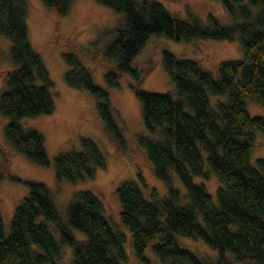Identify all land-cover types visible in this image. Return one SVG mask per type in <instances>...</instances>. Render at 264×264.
Listing matches in <instances>:
<instances>
[{
    "label": "trees",
    "instance_id": "trees-1",
    "mask_svg": "<svg viewBox=\"0 0 264 264\" xmlns=\"http://www.w3.org/2000/svg\"><path fill=\"white\" fill-rule=\"evenodd\" d=\"M95 1L124 15L118 25L98 37L96 42L113 35L102 50L90 54L79 48L85 57L105 64L109 86L118 85L127 72L138 77L132 62L151 34L176 41L193 37L239 40L244 50L243 58L221 61L217 76L194 59L164 50L163 66L177 97L132 84L143 105L146 127L138 141L154 174L167 188L166 195L153 199L132 179L122 180L116 188L120 220L132 233L137 257L146 260V247L157 238L152 249L166 264H264V158H257L255 165L249 159L255 131L264 133V117L252 115L245 100L251 98L264 106V0H217L236 19L231 24H222L211 13L208 22L195 15L186 19L171 13L158 0ZM71 2L43 0L59 18L68 12ZM27 15V0H0V33L11 41L8 57L12 61L11 67L0 68V79L6 85L0 96V113L9 118L5 141L28 160L47 166L51 159L44 135L21 123L24 117L50 114L55 109L54 81L30 42ZM65 58L69 64L65 81L95 96L104 127L118 149H125L126 139L114 119L107 89L93 80L77 53L66 52ZM219 94H227L228 100L212 107L209 96ZM203 151L221 183L216 200L204 183L194 179L209 176ZM53 163L57 180L77 183L92 179L96 168L106 167L107 160L94 140L82 137L81 148L58 152ZM173 173L181 179L185 192L174 186ZM5 177L24 182L28 194L16 206L8 232L0 211V264H66L61 260L64 245L73 251L68 264L126 263L125 234L108 217L96 193L76 191L63 218L53 191L44 182L22 180L9 166L0 170V180ZM50 222L58 229L59 240ZM74 229L86 238L77 239ZM176 235L203 238L218 256H199L179 245Z\"/></svg>",
    "mask_w": 264,
    "mask_h": 264
},
{
    "label": "rangeland",
    "instance_id": "rangeland-1",
    "mask_svg": "<svg viewBox=\"0 0 264 264\" xmlns=\"http://www.w3.org/2000/svg\"><path fill=\"white\" fill-rule=\"evenodd\" d=\"M158 1L171 13L186 19L195 15L202 21L208 22V16L211 13L222 24H231L236 21L217 0ZM27 4L29 39L33 48L40 52L54 81L51 92L55 109L50 114L24 117L21 123L24 127L35 128L44 135L45 147L51 163L46 166L32 162L6 142L4 129L9 118L0 113V170L9 166L10 172L22 180L44 182L53 191L56 207L63 218H66V206L76 191L83 189L93 191L104 202L108 217L117 222L118 228L125 234L124 248L127 254L125 264H166L152 249L157 238L149 241L144 253L146 260L139 259L133 248L132 233L120 220L121 205L116 195V188L122 180L137 181L144 195L149 199L167 194L165 183L154 174L146 150L138 141L139 134L146 133V127L143 105L132 84L149 91L169 92L177 97L172 78L163 66L164 50H169L180 57L194 59L213 76H217L221 61L244 57L240 41L199 37L176 41L163 34H151L132 62L138 77L127 72L118 85L109 86L105 80V64L91 57H85L79 48L90 54L102 50L105 42L111 40L113 35L107 34L106 41H104L105 38H100V41L96 42L98 37H101L100 34L105 30L109 31L118 25L123 20V13L95 0H72L68 12L59 18L53 9L43 4V0H27ZM53 37L55 39L49 43ZM10 46L9 38L0 33V68L12 66V61L8 57ZM69 51L77 53L91 71L93 80L107 89L114 119L122 128L126 139L125 149H118L104 127L97 110L95 96L86 89L72 87L65 81L64 74L69 68L65 53ZM5 86V80L0 79V96ZM209 98L211 106L216 107L219 101H227L228 95H210ZM245 100L252 115L264 117L262 104L251 98H245ZM255 135V146L249 157L253 165L256 164L257 158H264V133L257 130ZM82 137L91 138L97 143L106 157V167L96 168L94 177L85 181L73 183L65 179L57 180L54 156L60 151L81 148ZM203 154L205 169L209 171V176L207 178L195 176L194 179L204 183L208 192L216 200V190L221 183L211 170L204 151ZM7 158L10 159L9 162ZM172 182L174 186L185 192L181 179L175 173L172 174ZM153 188L156 195H153ZM27 194L28 187L24 182L9 177L0 180V211L6 232L9 231L16 206ZM49 226L59 240V231L56 226L51 222ZM73 232L79 240L86 238V235L79 230L74 229ZM176 240L179 245L199 256L212 259L218 256V251L210 247L203 238L176 235ZM227 256L233 257L230 252H227ZM72 259V247L64 245L62 262L68 264Z\"/></svg>",
    "mask_w": 264,
    "mask_h": 264
}]
</instances>
